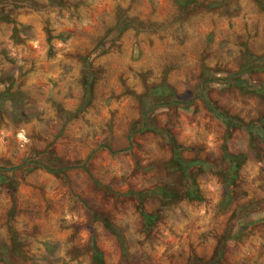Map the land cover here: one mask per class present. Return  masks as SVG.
<instances>
[{
	"label": "rangeland",
	"instance_id": "obj_1",
	"mask_svg": "<svg viewBox=\"0 0 264 264\" xmlns=\"http://www.w3.org/2000/svg\"><path fill=\"white\" fill-rule=\"evenodd\" d=\"M0 264H264V0H0Z\"/></svg>",
	"mask_w": 264,
	"mask_h": 264
},
{
	"label": "trees",
	"instance_id": "obj_2",
	"mask_svg": "<svg viewBox=\"0 0 264 264\" xmlns=\"http://www.w3.org/2000/svg\"><path fill=\"white\" fill-rule=\"evenodd\" d=\"M177 160V163L179 165V167L183 170V173H186L187 171V168H188V162H185L183 161L182 159H179V158H176ZM196 194H197V188L196 187H191L190 189H188V192H187V196H189L190 198H196ZM141 215H142V218L145 222L146 225H149L151 223V219H152V216L148 213H146L143 208H141ZM96 258H99V256L96 254L95 255ZM99 262V261H98Z\"/></svg>",
	"mask_w": 264,
	"mask_h": 264
}]
</instances>
